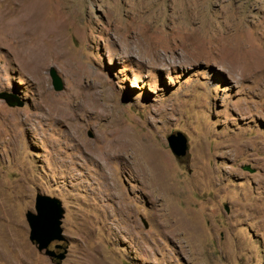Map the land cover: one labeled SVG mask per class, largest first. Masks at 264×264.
<instances>
[{
    "label": "rangeland",
    "instance_id": "1",
    "mask_svg": "<svg viewBox=\"0 0 264 264\" xmlns=\"http://www.w3.org/2000/svg\"><path fill=\"white\" fill-rule=\"evenodd\" d=\"M0 93V264L35 193L60 264H264V0H0Z\"/></svg>",
    "mask_w": 264,
    "mask_h": 264
},
{
    "label": "water",
    "instance_id": "2",
    "mask_svg": "<svg viewBox=\"0 0 264 264\" xmlns=\"http://www.w3.org/2000/svg\"><path fill=\"white\" fill-rule=\"evenodd\" d=\"M47 73L52 89L55 91L61 90L63 87L62 80L52 66L48 68ZM0 95L4 96L2 93ZM6 100L8 101L7 98ZM21 104V102H18L15 105L20 106ZM166 140L171 152L175 156L183 155L186 149V138L181 136L180 132L177 131L169 134ZM33 209L34 211L27 210L24 213L28 226V239L35 243L37 250H43L47 255L54 257L57 261L53 264H60L59 260L61 261L65 257V252L55 254L53 250L48 248V245L52 241H63L60 220L63 217L64 211L61 208L60 202L55 197L35 193Z\"/></svg>",
    "mask_w": 264,
    "mask_h": 264
},
{
    "label": "bare ground",
    "instance_id": "3",
    "mask_svg": "<svg viewBox=\"0 0 264 264\" xmlns=\"http://www.w3.org/2000/svg\"><path fill=\"white\" fill-rule=\"evenodd\" d=\"M122 132H123V131H122ZM120 134H121V132H120ZM120 134H119V135H120ZM122 135H124V134H122ZM127 136H128V135H127ZM120 137H121V136H120ZM126 138H127V137H126ZM119 139H120V138H119ZM125 140H127V139H125ZM129 141H130V140H129ZM130 142H131V141H130ZM124 143H126V142H124ZM129 144H130V143H129ZM129 144H128V145H129ZM131 144H132V143H131ZM134 144H135V143H134ZM136 145H137V144H136ZM139 148H140V147H139ZM139 148H138V146H137L136 151H138V152L140 153L142 150H141V148H140V149H139ZM142 149H143V148H142ZM142 154H143V152H142ZM145 157H146V154H145ZM149 157H150V159L147 161V162H149L148 167H149L151 164H154V165H155V163H154V162H155V160H154V159H155V155H150ZM140 158H141V157H140ZM142 158H143V157H142ZM135 160H136V159H135ZM143 160H144V159H143ZM145 160H146V159H145ZM138 161H139V160H138ZM142 162H143V161H142ZM147 162H146V163H147ZM156 166H157V165H156ZM156 166H154V167H156ZM152 167H153V166H152ZM157 167H158V166H157ZM157 167H156V168H157ZM156 168H155V172H156ZM158 168H159V167H158ZM158 168H157V169H158ZM151 169H152V168H151ZM159 169H160V168H159ZM149 170H150V168H149ZM159 172H160V170H159ZM159 172H157V174H158ZM149 173H150V171L148 172V174H149ZM160 173H161V172H160ZM160 173H159V174H160ZM155 174H156V173H155ZM157 174H156V175H157ZM150 175H151V174H150ZM157 176H158V175H157ZM160 176H161V175H160ZM149 177H150V176H149ZM150 178H151V177H150ZM155 178H156V176H155ZM158 178H159V176H158ZM147 179H148V177H147ZM151 179H152V178H151ZM151 179H150V180H151ZM155 180H156V179H155ZM159 180L161 181L162 179L159 178ZM156 181H157V180H156ZM149 182H150V181H149ZM161 182H163V181H161ZM151 183H152V182H151ZM156 183L159 184L158 182H156ZM157 184H156V185H157ZM164 184H165V183H164ZM161 185H163V184L161 183ZM153 186H155V184H154V180H153ZM157 186L159 187L160 185H157ZM161 187H163V186H161ZM161 187H160V188H161ZM165 188H166V187H165ZM160 190H161V189H160ZM160 190H159V191H160ZM162 190H164V189H162ZM164 192H165V191H164Z\"/></svg>",
    "mask_w": 264,
    "mask_h": 264
},
{
    "label": "flooded vegetation",
    "instance_id": "4",
    "mask_svg": "<svg viewBox=\"0 0 264 264\" xmlns=\"http://www.w3.org/2000/svg\"><path fill=\"white\" fill-rule=\"evenodd\" d=\"M51 247L54 249V253L58 254V252L60 251V246H58V243L54 242Z\"/></svg>",
    "mask_w": 264,
    "mask_h": 264
}]
</instances>
